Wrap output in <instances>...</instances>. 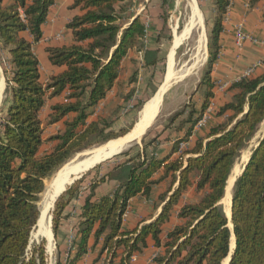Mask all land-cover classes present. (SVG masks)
Segmentation results:
<instances>
[{"label":"trees","instance_id":"trees-1","mask_svg":"<svg viewBox=\"0 0 264 264\" xmlns=\"http://www.w3.org/2000/svg\"><path fill=\"white\" fill-rule=\"evenodd\" d=\"M162 1L165 4L166 0ZM53 2L0 0V45L9 55L0 119V264H46L42 243L29 250L31 230L39 217L37 201L44 180L72 155L127 132L114 131L106 118L117 111L115 108L120 103L114 102L111 107L114 109L107 110V116L93 118V111L119 82L121 62L127 51L142 48L138 39L143 38L144 25L139 17L123 28L119 24L131 0H73L71 8L78 7L82 13L66 24L71 30L72 42L45 48L49 63L64 68L42 83L32 43L41 39V25ZM226 4L227 0L214 2L207 44L209 57L201 81L206 88L199 108L190 99L166 125L169 127L180 118L175 129H183L182 138L172 144L171 153L191 135L213 97L210 74L219 51ZM25 32L32 40L26 38ZM144 53L142 66L152 65L154 61L148 57L151 51L146 49ZM131 72L127 83L134 84L137 71ZM227 91L231 92L230 98L217 109V115L224 116V121L211 127L206 136L197 137L192 147L182 150L177 157H160L149 150L155 137L143 139L134 153L128 150L117 154L123 155V159L105 174H98L94 169L88 180L85 173L67 187L54 202V236L66 206L79 194L85 192V195L77 234L65 264H77L87 252L91 236L93 245L102 240L99 254H105L104 264H131V256L147 246L148 238L154 245H160L162 225L171 208L190 188L196 199L181 205L178 217L183 222L167 232L163 251L153 263L221 264L228 255L233 234L234 245L227 264H264V134L233 183L230 219L220 204L234 164L264 119V74L241 77ZM122 93H126L124 90L120 94H128ZM61 94L64 99L50 105L46 124L62 123L63 129L48 138L52 145L43 153L45 125L41 121V109L47 98ZM129 100L122 105L121 113L132 107ZM184 113L185 117H181ZM161 168L162 174L153 178ZM106 178L116 181L117 186L96 193ZM166 178L169 186L159 197L162 204L159 214L148 223L123 230L122 219L128 201L138 194L148 197L152 186Z\"/></svg>","mask_w":264,"mask_h":264},{"label":"crops","instance_id":"crops-1","mask_svg":"<svg viewBox=\"0 0 264 264\" xmlns=\"http://www.w3.org/2000/svg\"><path fill=\"white\" fill-rule=\"evenodd\" d=\"M132 1V7L130 10H134L138 15H145L147 13H160L163 5H167L168 1L163 4L162 0H140V1ZM73 0H54V2L49 6L46 19L44 23L41 25L42 37L39 41L32 43V49L39 61V70H40V79L42 83H46L51 76L58 74L64 67L55 66L49 63L47 59V53L45 48L48 46H64L68 45L72 42V34L71 30L66 27V24L72 19L73 16L79 15L82 11L76 7L71 8ZM245 4H249V7L246 8ZM130 6V3H129ZM199 9V6H196ZM129 9V8H128ZM135 15V17H137ZM148 19V18H147ZM151 20V19H150ZM146 21V20H145ZM145 23V22H144ZM149 30L153 28L152 21H149ZM242 23L244 31L250 35L252 38L256 39V41L246 40L240 46L235 43V35L234 31L236 26ZM151 32V31H150ZM26 38L32 40L31 35L28 32L24 33ZM173 46V43H172ZM146 47L141 48V52H143ZM0 52H6L0 45ZM140 50L136 51L133 47L127 51V54L124 56L121 62L119 79L123 80L126 78L128 80L129 73L132 70L137 71V80L136 83L140 84L142 80H144V71L147 67L143 65V57H140ZM9 57L8 53L6 52ZM5 54V55H6ZM218 56L212 66L211 70V82H212V92L213 97L210 99L209 105L206 108L207 120L205 123L199 127L194 126L191 135L179 143L178 150L171 153L172 144L179 138H182L183 129L176 130L175 122L169 127H165L161 131L154 136L155 140L151 144L149 150H153L160 157L164 158L169 156V159L177 157L179 153L187 148H191L194 144V141L197 137H204L208 133L209 129L221 122L224 121V116L217 115V109L223 102L228 100L231 96V92L227 91L228 86L232 83L240 79L244 76L245 70L257 62H260L257 65L253 72L248 77H255L264 74V0H258L252 2V0H235L233 7L231 8L228 18L225 21H222V30L219 35V51ZM2 63L0 62V73L2 72L4 77V71L2 68ZM147 71V70H146ZM132 73V72H131ZM166 75V74H165ZM2 77V76H1ZM2 77V78H3ZM120 82L114 84L111 89L107 92V96L101 100L98 105L94 109H98L104 102H108V100L112 97H109L110 92L116 90L117 86L126 91L125 83L120 85ZM119 84V85H117ZM162 84V83H161ZM132 86V84H130ZM204 86V88H202ZM163 88V87H162ZM161 88V89H162ZM205 85L200 84L195 89L196 96L202 91V97L205 92ZM120 88L117 90H121ZM203 89V90H202ZM191 95V96H192ZM201 97V99H202ZM192 98V97H191ZM64 99V94H61L58 97L49 98V101L52 103L61 101ZM201 102V101H200ZM147 103V102H146ZM200 105V104H199ZM46 102L44 107L41 109H45L46 113L50 112V105L46 108ZM145 106V105H144ZM197 107V105H196ZM199 108V107H197ZM101 107L98 109L100 110ZM110 107H105L103 111L107 112ZM159 109V106H158ZM214 110V114H213ZM158 111V110H157ZM143 112V110H142ZM142 112L141 116L138 119L140 122L142 120ZM101 113V112H100ZM212 115L210 116V114ZM157 115V112L155 116ZM186 115V114H185ZM155 116L153 118H155ZM181 117H185L184 114ZM176 121V120H175ZM138 122V123H139ZM137 123V124H138ZM134 126L130 131H133ZM129 131V132H130ZM128 133V132H127ZM142 133H140L141 135ZM264 133H261L260 138ZM125 135V134H124ZM138 135L137 137H140ZM259 138V139H260ZM116 139V138H115ZM133 139H136L134 137ZM129 140L127 143L132 141ZM110 141V140H109ZM107 141L105 144H107ZM126 143V144H127ZM256 145V144H255ZM102 146V145H101ZM124 146V145H123ZM104 150H107L105 147ZM121 149L114 152L110 157H107L106 160L110 158H114L115 155L119 154ZM247 160V159H246ZM111 161V163H107L103 165V167H99L97 170L98 174H105L112 166L117 162ZM246 163V161H245ZM93 171L88 177L87 180L92 177ZM162 174V168L157 170L153 174V178H158ZM240 175H237V177ZM236 177V178H237ZM196 177L193 175L192 179L194 180ZM229 179V178H228ZM236 180V179H235ZM117 186L116 181L105 179L103 182L99 184L96 189V193L101 194L107 191L112 190ZM169 186V178L160 181L157 184L152 186L151 193L148 197L143 195H136L132 197L128 203L126 210L123 214L122 219V229L130 230L134 228L136 225H142L144 223H148L152 219H154L161 210V201L160 195L163 194ZM85 192L79 194V196L73 199L64 209L62 222L59 226L57 236H54V240H56L55 247L57 245L58 250L60 252L59 260L64 263L66 261L67 253L71 248V244L68 245L67 238L75 237L78 230L77 222L80 216V207L83 203ZM196 196L194 195L193 188H190L185 195L179 200L177 204H175L169 213V217L167 221L162 225V231L160 234V245H154L153 241L148 238L147 246L144 247L141 251L136 252L130 258L131 264H154L153 259L161 254L163 251V242L166 239V234L170 231L174 226L181 224L183 220L178 217V211L182 204L186 202L195 201ZM234 241V240H233ZM94 238L91 236L88 241V250L87 252L78 260L77 264H104L105 254H99V250L102 244V240H99L95 245ZM63 256L64 259H63ZM226 259L228 258L225 257ZM224 258V259H225ZM227 262V260H226Z\"/></svg>","mask_w":264,"mask_h":264},{"label":"rangeland","instance_id":"rangeland-1","mask_svg":"<svg viewBox=\"0 0 264 264\" xmlns=\"http://www.w3.org/2000/svg\"><path fill=\"white\" fill-rule=\"evenodd\" d=\"M135 1L138 2L140 0H135ZM166 1H168V3L167 5H163L160 13L158 14L157 13H150V14L147 13L143 16L138 15L139 21L143 25L147 18H148L147 19L148 21L150 22L152 21L151 26L153 25L152 29L150 30L147 29L145 35L143 32V38L138 39V41H140L142 45V48L144 45L146 49L151 51L148 57H150L149 59L151 61H154L152 65L150 64V66H146L147 69H145L144 74H143L144 80H142L140 84H137L135 82L134 84L132 83V86H130V82L127 83L128 80L126 78H124L123 80H121L120 78L119 82L121 83V85L124 83L126 84L125 87L127 90L124 92L128 94L125 96L121 95L120 93L123 92V90H121V92L118 93L117 90L119 88L121 89V86L120 87L117 86L116 90L110 92L111 94H109V97H112V98H110L107 103L104 102V104L100 106L101 107L100 110H98L100 107L98 109H94L93 118H97L99 115L100 117L107 116L109 111H107L106 113L103 111V109L106 106L110 107L111 109V107L114 105V102H118L120 104H118L117 107L115 108L117 109V111L116 112L112 111L114 109L113 107L110 110L112 111L111 115L106 117L107 120L111 121L112 129L117 132L120 129H124L127 132H129L133 126L135 127L137 125V123L139 122L138 119L141 116V112L144 108V105L156 93L161 83L164 81L167 64H168L169 53L172 48L174 35L176 33H180L183 30V28L186 26V24H188L190 16H191L192 3L194 2L193 5L199 6V11L201 12L203 22L200 27L194 25L195 27L193 26L189 36L185 40H182L181 44L175 48L174 57H173V68L171 70V73L174 70L175 71H178V69L182 70L183 66L185 67L187 66L189 69H188V72L183 77L174 79L168 84V86L164 89V92L161 96V100H160L161 102L159 103V109L155 108L154 111L151 110L150 117L148 120L150 122L148 123L147 121L148 124L144 128L140 137H137L136 139H133L129 143L125 144L124 147L120 148L121 152L130 150V153H134L137 150V147H141L143 139L147 140V139L153 138L158 133V131H161L162 129H164L166 125H168L169 123V118L176 111L180 110L182 106H184L187 102H189L190 99L195 103V105H197V107H199V104L201 101L202 91L199 93L198 96H196L195 94L193 96L192 93L195 91L196 87H198V85L200 86L201 84L202 77L204 75L205 68H206V63L209 57L207 44H208V40L210 37V30H211L212 22H213L215 0H166ZM131 5H132V1L130 2L129 7L126 5V7H128L129 9L125 13L122 14V17L119 21L120 26H122L121 28L128 25L130 21H132L133 18H135V15L137 16V13H135L133 9L130 10L132 7ZM201 33L204 34V38L201 40L202 41L201 46L198 50L196 46H197L198 40H200ZM144 51L141 52L140 50L141 52L140 57H144L145 55ZM197 52H198L199 57H194V55L197 54ZM5 54L6 52H3V53L0 52V62L2 63L1 66L4 71V77L2 75L3 73L2 72L0 73V119L2 118V114H3L2 99H3V91H4V84H5V73L9 69L8 58L5 57L7 56V54L6 55ZM129 75H131V72L129 73ZM202 88H204V86H202ZM126 93H122V94H126ZM129 99H131L132 107L130 108L129 111L121 113L120 109L122 105L125 104ZM51 102L52 101H49V98L46 99V105H47L46 108L49 105H52ZM45 111L46 110L43 109L40 115L41 121L45 125V130L43 132V137L45 141L43 143L42 150H41V152L43 153L47 152L52 145V143L48 140V138L56 134L57 132H59L61 129H63L62 123H55L52 125L46 124L47 113ZM156 112H157V115L155 116ZM185 114L186 113H184V116ZM213 114H214V110H213ZM211 115L212 113L210 114V116ZM154 116L155 118H153ZM112 117H114V119H111ZM208 117L209 116H207V118ZM179 119L180 118H178L175 121V124L177 123ZM261 133H264V119L258 125L257 131L255 132L254 136L247 143L246 147L241 151L238 160L233 166L231 175L234 169L237 170L236 173H234L233 175L234 180H232L230 184L228 183V179H227L224 197L227 196V194L229 193L230 204H231V193H232L233 183L237 175L239 174V172L240 173L242 172L245 161H247L246 159L249 158V155L251 154V150L253 149V147L256 146L255 144H257V141L259 140ZM123 136L124 135L119 136V137L122 138ZM103 144L101 145L103 146ZM102 146L87 148L84 150L85 152L84 154L79 152V154L76 153L72 155L71 158L65 164L59 167L47 179L44 180V188L42 192L38 195V201H37L39 212H40V208L43 206V203L45 202V197L47 193H49L53 187V182L56 180L58 174L64 169V167H66L67 165L68 166L74 165L78 160L84 159L89 154H91V152H94V153L97 152V151H94L95 148H101ZM111 151H113V149H111L110 152ZM110 152H108L106 155L110 154ZM123 157H124L123 155H115L114 158L112 157L109 160H106V159L102 160L95 166L84 171L82 173V176L85 173H87L86 175L89 176L93 171L98 170L99 167H103V165L107 163H111V161L121 160L123 159ZM101 159L102 158L100 157V160ZM88 176H86V180ZM78 179L76 178L75 181ZM73 183L72 182L69 183L68 185L65 186L64 189L66 190L67 187L71 186ZM64 189L60 192V194L57 197H55L54 201L51 202L50 207H47L48 211L46 208V215H45L46 218H47V214L49 215L48 232H47L48 223H46V226L43 225L42 229H40L37 224L31 230V235L29 239V250L34 245H39L42 243L44 247V253L46 255V264H56L57 261H60L59 260L60 252L58 250L57 245L55 247L56 240H54L53 238L52 220L50 219L52 218V210H53L54 202L65 191ZM223 198L221 199L220 204L223 209V212L225 213L226 210L224 207L225 204L223 202ZM229 209H230V205H229ZM228 226L231 228L230 222L228 223ZM49 233L51 234L50 240H49ZM73 239H74L73 237H70L69 239V236H68L66 240L68 245L74 241ZM233 245H234V241H233ZM231 247L233 248V246H231V239H230V243H229L230 250L232 249ZM64 257L65 256H63V259ZM226 263L227 262L225 263L222 262L221 264H226ZM62 264H65V262Z\"/></svg>","mask_w":264,"mask_h":264},{"label":"bare ground","instance_id":"bare-ground-1","mask_svg":"<svg viewBox=\"0 0 264 264\" xmlns=\"http://www.w3.org/2000/svg\"><path fill=\"white\" fill-rule=\"evenodd\" d=\"M193 3H192V8H191V16H190L188 24H186V26L183 28V30L180 33H176L174 35L173 46H172L171 51L169 53L168 64H167L166 75L164 77V81L162 82V84L160 85V87L156 91V93L145 104V106L143 108V112H142V114H143L142 120L134 127L133 131L126 133L122 138L119 137V138L110 140L107 144H103V146L101 148H95L94 151H97V152L94 153V156L92 158L86 159V160L80 162V164H78V165H71V166L69 165L70 167L67 165L66 167H64V169L58 174L56 180L53 182V187H52L51 191L49 193H47V195L45 197V202L43 203V206L40 208L39 218L37 221V224H38L40 229H42L43 225L46 226V223H48V226H47V232H48V230H49V228H48L49 227V215L47 214V218H46V216H45L46 215V208L50 207L51 202L54 201L55 197H57L60 194V192L65 188V186L68 185L69 183H71L73 179L77 178L84 171L88 170L89 167L92 166L94 163H97V161L100 160V157H102L101 155H106L108 152H110L111 149H113V151H111L110 154L106 155V156H109V155L113 154L114 152H116L115 150H118V149L124 147L123 145H125L129 140L133 139L134 137L137 138V136L140 135V132L142 133L144 128L150 122L148 120L150 117L151 110L154 111L155 108L158 109V106H159V103L161 102L160 100H161V96L164 92V89L168 86V84L171 81H173L174 79H177L179 77H183L188 72L189 68L187 66L186 67L183 66L182 70H179V69H178V71L174 70V71H172V73H171V70L173 68V57H174L175 48L181 44L182 40H185L189 36L194 25L200 27L202 22H203L201 12L199 11V9L195 5H193ZM203 38H204V34L201 33L200 40H198L197 46H196V48L198 50L201 46V42H202L201 40ZM194 57H199L198 52H197V54L194 55ZM147 121H148V123H147ZM100 146H98V147H100ZM105 147L107 148L106 151H104ZM106 156H104V157H106ZM236 171H237L236 169L233 170L232 175L229 176L228 183L231 184L232 180H234L233 175H234V173H236ZM50 185H51V183H50ZM229 196L230 195L228 193L227 196H225L223 198V202L225 204L224 207L226 210L225 211L226 215H229V210H230L229 209V205H230V197ZM47 211H48V208H47ZM50 239H51V234L49 233V240ZM230 239H231V246H233L232 235H231ZM222 262L225 263L226 258Z\"/></svg>","mask_w":264,"mask_h":264},{"label":"built area","instance_id":"built-area-1","mask_svg":"<svg viewBox=\"0 0 264 264\" xmlns=\"http://www.w3.org/2000/svg\"><path fill=\"white\" fill-rule=\"evenodd\" d=\"M234 1L235 0H227L226 9H225V13L223 15L222 21L227 20L228 14H229L231 8L233 7ZM245 7L248 8L249 4H245ZM147 29H149V21L146 19V21L144 23V29H143L144 35L146 34ZM234 35H235V43L238 46H240L246 40L256 41V39L252 38L250 35H248L244 31L242 23H239L236 26L235 31H234ZM259 64H260V62H257L254 65H252L251 67L247 68L245 70L243 77H248L253 72L254 68ZM207 112L208 111H206V110H205V112H203L201 118H199V120L195 123L196 127H199L205 123V121L207 120V115H208Z\"/></svg>","mask_w":264,"mask_h":264},{"label":"water","instance_id":"water-1","mask_svg":"<svg viewBox=\"0 0 264 264\" xmlns=\"http://www.w3.org/2000/svg\"><path fill=\"white\" fill-rule=\"evenodd\" d=\"M96 147V146H95ZM89 150V149H88ZM104 151H106V150H104ZM80 153H82V154H84L85 152L83 151V152H80ZM94 152H91V154H89L87 157H85L84 159H81V160H78L74 165H78V164H80V162H82V161H84V160H86V159H90V158H92L93 156H94V154H93ZM104 153V152H103ZM79 154V153H78ZM112 155V154H111ZM111 155H109V156H106V155H101L102 157V159L101 160H99V161H97V163H94L92 166H90L89 168H91V167H93V166H95L96 164H98L99 162H101L102 160H105L107 157H110ZM104 156H106V157H104ZM248 160V159H247ZM245 165V164H244ZM88 169V168H87ZM73 173V172H72ZM71 173V174H72ZM82 176V174H80L78 177H77V179L78 178H80ZM76 179V178H75ZM75 179H73L72 180V183L75 181ZM65 190V189H64ZM230 207H231V204H230ZM227 216V215H226ZM230 210H229V216H227V218L228 219H230ZM39 218V217H38ZM50 220H52V218L50 219ZM37 221H38V219H37ZM35 225H37V222H36V224ZM231 231H232V229H231ZM232 233V232H231ZM232 236H233V234H232ZM232 250H233V248L230 250L229 249V252H228V259H227V263H228V260H229V258H230V254H231V252H232ZM226 263V264H227Z\"/></svg>","mask_w":264,"mask_h":264}]
</instances>
